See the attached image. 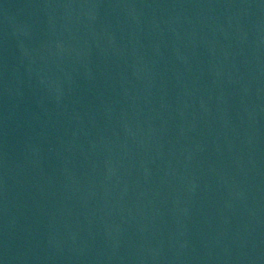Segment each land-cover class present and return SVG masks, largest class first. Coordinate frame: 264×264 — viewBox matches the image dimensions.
Wrapping results in <instances>:
<instances>
[{"label":"water","instance_id":"obj_1","mask_svg":"<svg viewBox=\"0 0 264 264\" xmlns=\"http://www.w3.org/2000/svg\"><path fill=\"white\" fill-rule=\"evenodd\" d=\"M0 264H264V0H0Z\"/></svg>","mask_w":264,"mask_h":264}]
</instances>
